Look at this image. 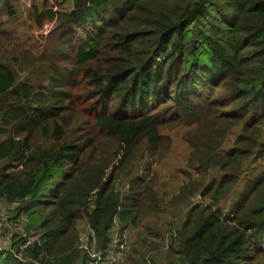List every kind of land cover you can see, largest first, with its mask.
<instances>
[{
	"label": "trees",
	"instance_id": "16d2710c",
	"mask_svg": "<svg viewBox=\"0 0 264 264\" xmlns=\"http://www.w3.org/2000/svg\"><path fill=\"white\" fill-rule=\"evenodd\" d=\"M47 5L34 10L55 23L44 53L0 59V200L27 220L0 264L106 259L115 227L142 220L139 190L151 185L132 174L160 152L167 120L192 128L179 199L206 201L178 229L182 264H251L264 252V168H246L264 157V0ZM242 183L229 213L218 208Z\"/></svg>",
	"mask_w": 264,
	"mask_h": 264
},
{
	"label": "rangeland",
	"instance_id": "374dc122",
	"mask_svg": "<svg viewBox=\"0 0 264 264\" xmlns=\"http://www.w3.org/2000/svg\"><path fill=\"white\" fill-rule=\"evenodd\" d=\"M46 0H11L16 16L11 17L3 0L0 2V59L15 63L14 56H19L23 62L32 54L44 53L50 40L54 38V21L45 19L43 23L36 20L35 7L44 11ZM59 9L70 10L72 0H48V5ZM45 56V54L43 55ZM26 72L24 71L23 74ZM192 129L179 120H167L162 123L164 135L158 155L152 160L145 157L139 161L132 176L142 175L151 190H139L142 199V220L137 227H128L121 230L118 226L113 230L115 244L109 256L95 264H182L179 251L178 229L186 218L189 208L202 201L200 195L190 199H179L181 187L189 181L187 163L190 158V147L185 139ZM241 128H233L227 135L222 149H228L240 133ZM264 140V135H263ZM264 168V157L256 163L246 166ZM189 170V169H188ZM251 171L245 173L246 177ZM195 175V174H194ZM131 176V177H132ZM124 178L119 188L123 193L129 192L130 178ZM242 185L227 199L223 200L218 208L229 213L234 202L239 198ZM155 199L151 203L153 192ZM152 204L155 208H152ZM17 203L0 200V247L10 244L15 234H22L27 223L25 217H16ZM81 240L86 246L90 236V228L85 221L79 223ZM34 238V237H33ZM122 239L123 243H119ZM96 256V255H93ZM251 264H264V252L260 253Z\"/></svg>",
	"mask_w": 264,
	"mask_h": 264
},
{
	"label": "built area",
	"instance_id": "2783aa9c",
	"mask_svg": "<svg viewBox=\"0 0 264 264\" xmlns=\"http://www.w3.org/2000/svg\"><path fill=\"white\" fill-rule=\"evenodd\" d=\"M24 230V229H23ZM22 234L24 235V236H26V234H25V230L24 231H22ZM3 248H5V247H0V250H3Z\"/></svg>",
	"mask_w": 264,
	"mask_h": 264
}]
</instances>
